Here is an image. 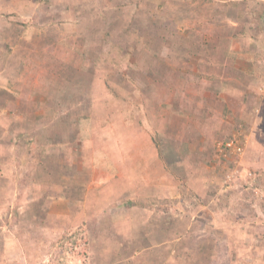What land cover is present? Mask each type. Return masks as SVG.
Wrapping results in <instances>:
<instances>
[{
  "label": "rangeland",
  "instance_id": "374dc122",
  "mask_svg": "<svg viewBox=\"0 0 264 264\" xmlns=\"http://www.w3.org/2000/svg\"><path fill=\"white\" fill-rule=\"evenodd\" d=\"M262 7L0 0V264H264Z\"/></svg>",
  "mask_w": 264,
  "mask_h": 264
},
{
  "label": "trees",
  "instance_id": "16d2710c",
  "mask_svg": "<svg viewBox=\"0 0 264 264\" xmlns=\"http://www.w3.org/2000/svg\"><path fill=\"white\" fill-rule=\"evenodd\" d=\"M264 7H262L261 9V12H259V17L261 16V13L262 11L264 10L263 9ZM68 120L70 119V117L68 115L65 116ZM31 152V150H29ZM79 193V192H78ZM200 200V199H198ZM195 204H199L200 202H198L197 200H195L194 202ZM82 232L81 231H76L70 235H65L63 236V240L62 242L58 245V247L56 248V251L53 252V256H56V260L54 261L53 260V264H65L62 262V259H60V257L62 256V254L66 251H70V248L73 246V245H76V244H72L73 243V239L77 241V238L80 239V234ZM222 240H225V237L222 236L221 234H219L217 237H215V242H221Z\"/></svg>",
  "mask_w": 264,
  "mask_h": 264
},
{
  "label": "crops",
  "instance_id": "0c3cea01",
  "mask_svg": "<svg viewBox=\"0 0 264 264\" xmlns=\"http://www.w3.org/2000/svg\"><path fill=\"white\" fill-rule=\"evenodd\" d=\"M242 8V7H241ZM240 8V9H241ZM237 19V18H236ZM188 168H190V167H188ZM80 193H82V192H80ZM81 199H83V197L81 196V195H78V200H81ZM85 198H84V202H85ZM85 211V210H84ZM85 212H87V213H84V215H89V214H92V213H90V211L89 210H86ZM75 214V212H73L72 213V216ZM54 218V216H52V215H50L49 213H48V215L45 217V223L46 224H53L54 222L55 223H57L58 222V220H57V218L56 219H53ZM144 245V247H141V246H138V247H140V248H138L137 247V251H135L134 253H131V254H129V255H126L125 257L127 258L126 260L128 261V263L129 264H135V263H133L132 262V259H133V256H137V254H141L140 252L146 247V245L145 244H143ZM119 246H121V244H119V245H117V246H115L114 245V247H113V249H112V256H111V260H113V261H115L114 263H119L120 262V264L122 263L123 264V262H121L122 260H123V258L121 257L120 258V260H114V256L113 255H115L116 253H118L119 252V254L120 253H122L123 254V250H121L120 251V248H119ZM148 248H150V249H152L153 248V246L152 245H150ZM115 249V250H114ZM148 251H146V253H147ZM129 253H130V251H129ZM146 253H144V256H142V258H143V260H142V262L141 263H139V264H146V261H148V259L146 258ZM124 255V254H123Z\"/></svg>",
  "mask_w": 264,
  "mask_h": 264
},
{
  "label": "built area",
  "instance_id": "2783aa9c",
  "mask_svg": "<svg viewBox=\"0 0 264 264\" xmlns=\"http://www.w3.org/2000/svg\"><path fill=\"white\" fill-rule=\"evenodd\" d=\"M231 143H233V142H227V143H226V146H227L228 148H232ZM236 143H237V142H236ZM235 147H236V146H235Z\"/></svg>",
  "mask_w": 264,
  "mask_h": 264
}]
</instances>
